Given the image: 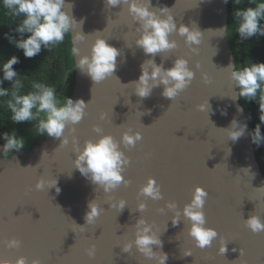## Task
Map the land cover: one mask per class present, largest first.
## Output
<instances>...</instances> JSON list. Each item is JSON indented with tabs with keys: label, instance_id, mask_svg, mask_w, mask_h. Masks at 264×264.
<instances>
[{
	"label": "water",
	"instance_id": "obj_1",
	"mask_svg": "<svg viewBox=\"0 0 264 264\" xmlns=\"http://www.w3.org/2000/svg\"><path fill=\"white\" fill-rule=\"evenodd\" d=\"M66 3L73 5L76 19L83 21L71 32L72 37L79 31L86 36L77 42L80 55H90L97 36H103L119 49L117 66L111 76L96 84L76 68L75 57L71 97L90 102L84 118L66 127L67 145L61 144L63 137L47 135L29 151L14 149L10 157L0 152V259L25 256L29 264L36 258L41 264H158V257L148 259L135 246L130 253L123 251L126 243L134 241L135 224L142 216L160 234L162 247L154 245L153 250L167 253L166 264H264V232L253 233L244 222L252 214L264 220V173L245 106L241 99L232 98L238 97L239 90L231 79L233 69L227 68L230 63L236 66L227 31L228 3L151 0L150 7L157 12L170 9L177 28L184 24L202 31L199 45H189L183 36L172 33L170 39L176 40L177 48L154 57L137 46L139 22L123 0L117 6H109L107 0ZM181 56L189 60L195 77L177 97H164L162 84L146 98L135 93L130 82L138 79L144 61L154 58L169 68ZM207 101L212 110H200ZM233 118L247 123L245 135L237 141L224 130ZM96 127L101 131H95ZM124 131L142 134L134 146L120 145L129 158L123 174L130 183L106 193L75 167L76 151L105 134L120 141ZM150 177L160 186L162 199L140 194ZM41 178L57 179L60 192L47 185L37 189ZM197 186L208 192L206 226L218 231L212 245L203 249L189 235L191 222L181 215L174 226V210L167 208L168 202H175L182 212ZM93 200L102 210L88 224L85 216ZM120 200L126 205L119 212L115 205ZM141 202L146 203L143 212L137 208ZM13 237L21 241L19 248L7 246ZM225 241L227 251L222 254ZM93 245L95 255L90 257L88 249ZM189 251L191 255H184Z\"/></svg>",
	"mask_w": 264,
	"mask_h": 264
},
{
	"label": "clouds",
	"instance_id": "obj_2",
	"mask_svg": "<svg viewBox=\"0 0 264 264\" xmlns=\"http://www.w3.org/2000/svg\"><path fill=\"white\" fill-rule=\"evenodd\" d=\"M123 2L128 5V11L133 19L139 22L140 36L135 42L145 54H152L154 57L156 53L176 49V40L170 39V35L174 32L183 36L189 45L200 44L202 31L197 27L190 28L184 24L177 28L174 16L167 7L160 8L157 12L150 7L151 0H146V2L144 0H123ZM224 2L227 3L228 0H224ZM120 3L121 0H107L109 6H117ZM2 4L12 15L23 16L22 22L15 29L19 38L8 33H5V38L16 49L22 50L24 57L29 59L40 54L42 49L62 44L66 36L77 26H82L83 23L82 20L76 19L72 11L73 5L66 3V0H2ZM234 18L238 21L237 33L240 38H251L258 33L260 36H264V28L260 25V21L264 20V0L256 4L255 7L235 11ZM224 30L221 28L219 31L224 32ZM227 31L229 32V28ZM85 37L82 31L72 37L71 55L78 57L76 68L90 76L97 84L115 72L117 57L120 54L119 49L109 44L103 36H97L92 44L90 55H80L77 42ZM19 62L20 58L16 54H11L6 60L0 62L3 72L0 85H3L4 81L12 82L10 92L8 88L0 86V97L10 95L7 104L11 110V120L19 124L39 118L38 126L35 129L36 134H47L55 138L63 137L61 144L67 145L69 138L64 134L66 127L76 125L84 118L90 101L86 103L83 98L73 99L66 96L62 102L57 96L56 89L43 83H33L32 91L22 93L21 73L14 68V65ZM227 68L233 69L231 79L236 83L239 90L238 97L237 95L232 96L234 100L239 98L245 102H257L256 98L259 92L257 103L260 122L255 125L251 133L252 142L259 147L264 143V132L261 131V125H264V61L255 62L253 60L250 65L240 68H237V65L233 67L230 63ZM194 77L195 71L189 67V60L185 57H176L169 68H165L162 63L157 64L152 58L141 64V73L138 79L130 82V84L134 85L135 93L141 98L150 96L152 90L162 84L164 86L162 95L174 99L192 82ZM200 110L211 111L209 101H207L206 107L201 105ZM237 111L243 112V109L238 108ZM221 113L226 115V109H222ZM103 118L104 114H101V119ZM249 119H251V115H249ZM224 130L230 139L237 141L245 135L247 123H242L233 118L230 126ZM95 131L100 132L101 129L96 127ZM2 138L5 143L0 147L5 154L25 146V138L18 136L16 129H12L11 132H4ZM141 138L140 131H124L120 141L111 134L101 135L97 140L90 139L85 142L82 149H77L74 165L82 175L90 177L91 181L102 188L104 192H112L121 183L125 185L130 183L123 174L124 167L129 163V158L121 150V143L131 147ZM73 142H75V137H73ZM46 185L48 188L55 187L57 193L60 192L57 179L54 182H48L41 178L36 183V188L42 190ZM139 191L143 196L153 200L162 199L160 186L153 177H150ZM207 196V190L203 186H197L191 202L185 204L182 212L175 202L167 203V208L174 210V216L171 219L172 224L174 226L178 224L181 215L187 218L191 222L189 235L194 238L196 246L201 249L211 246L218 236L217 229L206 226L204 205ZM125 205L126 202L120 200L115 206L120 212ZM88 208L89 211L86 213L85 219L88 224H91L100 215L102 209L95 200L89 202ZM137 208L143 212L146 203H139ZM244 222L253 233L264 232V220L259 215L252 214ZM135 229L134 241L126 243L123 246V251L130 253L135 246L136 250L144 257L148 259L158 257V264H166L167 253L153 250L154 245L162 247L163 242L160 239V234L158 235L153 231L152 225L142 216L136 221ZM7 246L19 248L21 241L13 237L8 241ZM235 250L233 249V251ZM226 251L227 242L225 241L220 252L224 254ZM243 252L244 250L241 248L240 256L243 255ZM88 255L94 257L95 245L88 249ZM184 255H191V252H186ZM0 264H29V261L25 256H19L15 260L0 259ZM30 264H41V261L38 258L32 259Z\"/></svg>",
	"mask_w": 264,
	"mask_h": 264
},
{
	"label": "trees",
	"instance_id": "obj_3",
	"mask_svg": "<svg viewBox=\"0 0 264 264\" xmlns=\"http://www.w3.org/2000/svg\"><path fill=\"white\" fill-rule=\"evenodd\" d=\"M262 0H228L229 11V38L232 50L235 56L237 68L250 65L253 60L255 62L264 61V36L259 33L251 38H240L237 33L238 21L234 18V12L243 10L248 7H255L256 4ZM23 20V16H14L7 9L3 7L2 0H0V62L6 60L11 54H16L20 58V62L14 65V68L21 73L20 79L23 84L21 88L22 93L32 91L33 83H43L53 86L56 89L57 96L63 102L66 96H72L76 74H75V57L71 55L72 34L71 32L66 36L64 42L55 45L48 49H42L41 53L29 59L24 57L23 51L15 48L5 38V33L19 38V34L15 32L17 25ZM260 25L264 28V20L260 21ZM3 72L0 67V80H2ZM9 89L12 88V82L4 81L0 85ZM7 97H0V145L4 144L2 136L4 132H11L12 129L17 130V135L25 138V146L21 150H31L40 145L46 138L47 134L38 135L35 132L39 123V118L22 123H14L11 120V110L8 107ZM257 102L259 101V92L257 94ZM244 104L252 131L255 125L259 123V105L256 101L245 102ZM43 115V114H41ZM261 131L264 132V125H261ZM256 155L260 162L262 171L264 173V143L259 147L255 144ZM12 156V152L6 154Z\"/></svg>",
	"mask_w": 264,
	"mask_h": 264
},
{
	"label": "rangeland",
	"instance_id": "obj_4",
	"mask_svg": "<svg viewBox=\"0 0 264 264\" xmlns=\"http://www.w3.org/2000/svg\"><path fill=\"white\" fill-rule=\"evenodd\" d=\"M0 152H1V155L5 154V153H3L2 148H0Z\"/></svg>",
	"mask_w": 264,
	"mask_h": 264
}]
</instances>
